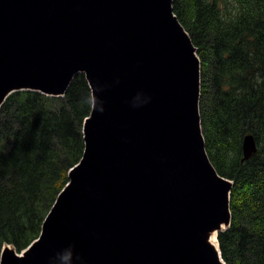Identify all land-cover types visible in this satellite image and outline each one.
I'll return each instance as SVG.
<instances>
[{
    "label": "water",
    "instance_id": "obj_1",
    "mask_svg": "<svg viewBox=\"0 0 264 264\" xmlns=\"http://www.w3.org/2000/svg\"><path fill=\"white\" fill-rule=\"evenodd\" d=\"M174 14L173 0H0V107L63 96L80 72L94 102L39 238L0 264H226L201 232L231 225L233 182L208 158L201 60Z\"/></svg>",
    "mask_w": 264,
    "mask_h": 264
},
{
    "label": "trees",
    "instance_id": "obj_2",
    "mask_svg": "<svg viewBox=\"0 0 264 264\" xmlns=\"http://www.w3.org/2000/svg\"><path fill=\"white\" fill-rule=\"evenodd\" d=\"M198 48L201 124L217 172L233 182L231 225L218 242L226 264H264V0H173ZM93 91L83 72L63 96L12 93L0 108V262L36 240L70 169L85 151ZM257 151L244 159L243 139Z\"/></svg>",
    "mask_w": 264,
    "mask_h": 264
},
{
    "label": "bare ground",
    "instance_id": "obj_3",
    "mask_svg": "<svg viewBox=\"0 0 264 264\" xmlns=\"http://www.w3.org/2000/svg\"><path fill=\"white\" fill-rule=\"evenodd\" d=\"M2 107V106H1ZM0 107V108H1ZM204 136V135H203ZM205 139V138H204ZM205 148H206V142H205ZM207 152V151H206ZM207 155H208V153H207ZM208 158H209V156H208ZM209 160H210V158H209ZM210 162H211V160H210ZM211 164H212V162H211ZM213 165V164H212ZM214 166V165H213ZM215 168V167H214ZM216 169V168H215ZM217 171V170H216ZM232 187H233V183H232ZM232 187H230L229 189H228V194H229V196H230V202H231V191H232ZM231 210V209H230ZM231 218H232V214H231ZM225 227V223L224 222H222V225H221V227L220 228H224ZM219 232H220V230H218V229H216V228H214V229H212V230H210V231H202L201 232V234H204V236H205V234H206V237H204L205 239L204 240H206V242L208 243V244H210V245H212V246H214V248L217 250V252H218V254L220 255V252H219V248H218V244H217V235L219 234ZM220 259L222 260V257H221V255H220ZM223 261V260H222Z\"/></svg>",
    "mask_w": 264,
    "mask_h": 264
},
{
    "label": "rangeland",
    "instance_id": "obj_4",
    "mask_svg": "<svg viewBox=\"0 0 264 264\" xmlns=\"http://www.w3.org/2000/svg\"><path fill=\"white\" fill-rule=\"evenodd\" d=\"M175 15V14H174ZM180 21V20H179ZM181 23V22H180ZM182 24V23H181ZM189 34V33H188ZM190 37V39H191V41H192V38H191V36H189ZM192 43H193V45H194V47L196 48V53L198 52V48H197V46L194 44V42L192 41ZM198 55V54H197ZM199 57V56H198ZM201 62V61H200ZM201 78H202V65H201ZM200 83L202 84V80L200 81ZM200 90H202V87H201V89ZM201 97H202V93H200V100H201ZM199 112H200V116H201V102H199ZM201 128H202V124H201ZM250 134H252V133H250ZM254 135V134H253ZM255 137V136H254ZM217 244H218V240H217Z\"/></svg>",
    "mask_w": 264,
    "mask_h": 264
}]
</instances>
